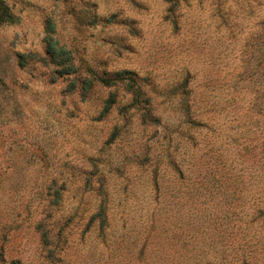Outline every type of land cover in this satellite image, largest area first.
Wrapping results in <instances>:
<instances>
[{"label": "rangeland", "instance_id": "obj_1", "mask_svg": "<svg viewBox=\"0 0 264 264\" xmlns=\"http://www.w3.org/2000/svg\"><path fill=\"white\" fill-rule=\"evenodd\" d=\"M5 2L0 264H264V0Z\"/></svg>", "mask_w": 264, "mask_h": 264}, {"label": "trees", "instance_id": "obj_2", "mask_svg": "<svg viewBox=\"0 0 264 264\" xmlns=\"http://www.w3.org/2000/svg\"><path fill=\"white\" fill-rule=\"evenodd\" d=\"M16 22L17 18L12 13L9 5L5 2V0H0V25L14 24ZM47 25L49 29L52 26L50 23ZM44 41L46 43L48 61L58 66L56 72L62 76L75 73L76 67L71 60L69 52H67L64 47L58 46V41L49 33L46 34ZM127 73L129 72L120 71L116 74V77H97L96 81L104 87H111L124 82L126 90H128L132 95V103L130 105L131 108H135L137 111H140L143 121L146 119L155 118L151 98L140 86L137 85L136 80L133 77H122ZM81 83L82 87L80 89V93L81 95L86 96L89 85L92 84V80L85 77L81 79ZM112 104V100H107L106 108L110 109ZM160 238L161 240L163 239L162 236H160ZM161 240H159V242Z\"/></svg>", "mask_w": 264, "mask_h": 264}]
</instances>
